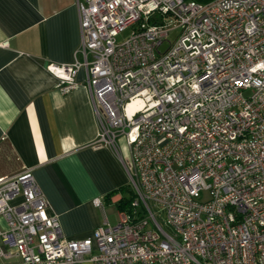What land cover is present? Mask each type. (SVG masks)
<instances>
[{"label":"built area","instance_id":"built-area-1","mask_svg":"<svg viewBox=\"0 0 264 264\" xmlns=\"http://www.w3.org/2000/svg\"><path fill=\"white\" fill-rule=\"evenodd\" d=\"M75 1L74 60L46 68L64 92L84 68L97 140L118 151L124 136L132 194L118 222L70 238L30 169L2 179L0 256L264 264V0Z\"/></svg>","mask_w":264,"mask_h":264},{"label":"crops","instance_id":"crops-1","mask_svg":"<svg viewBox=\"0 0 264 264\" xmlns=\"http://www.w3.org/2000/svg\"><path fill=\"white\" fill-rule=\"evenodd\" d=\"M79 43L75 0H0V180L30 169L70 238L111 223L107 208L119 221L132 194L119 149L97 140L84 68L66 92L46 68L72 62Z\"/></svg>","mask_w":264,"mask_h":264},{"label":"rangeland","instance_id":"rangeland-1","mask_svg":"<svg viewBox=\"0 0 264 264\" xmlns=\"http://www.w3.org/2000/svg\"><path fill=\"white\" fill-rule=\"evenodd\" d=\"M131 30V27H127L126 29H124L118 36H117V40H122L124 37H126L129 32ZM117 145H118V149L120 151V154L122 155L123 159H128L129 158V149H128V146L125 142V139H124V136L123 135H120L118 138H117ZM108 210V213H109V221L111 223H114L116 221L115 219V215L114 213L112 212L111 209L107 208ZM122 212V210H121ZM159 220L161 223H163L162 221V217L161 216H158ZM118 222V221H117ZM86 264H90V263H86Z\"/></svg>","mask_w":264,"mask_h":264},{"label":"bare ground","instance_id":"bare-ground-1","mask_svg":"<svg viewBox=\"0 0 264 264\" xmlns=\"http://www.w3.org/2000/svg\"><path fill=\"white\" fill-rule=\"evenodd\" d=\"M139 105H141V100L139 98H135L127 105V109H131L132 107Z\"/></svg>","mask_w":264,"mask_h":264},{"label":"trees","instance_id":"trees-1","mask_svg":"<svg viewBox=\"0 0 264 264\" xmlns=\"http://www.w3.org/2000/svg\"><path fill=\"white\" fill-rule=\"evenodd\" d=\"M200 1H205V0H200ZM128 201H129V199H128L127 201H125V203L127 204V203H128ZM125 203H124V204H125ZM126 204H125V205H126Z\"/></svg>","mask_w":264,"mask_h":264}]
</instances>
